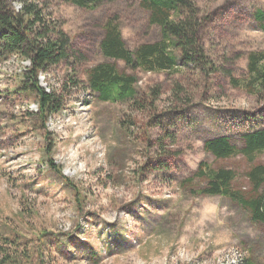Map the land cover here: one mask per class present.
I'll use <instances>...</instances> for the list:
<instances>
[{"label":"rangeland","instance_id":"obj_1","mask_svg":"<svg viewBox=\"0 0 264 264\" xmlns=\"http://www.w3.org/2000/svg\"><path fill=\"white\" fill-rule=\"evenodd\" d=\"M6 1L15 11L35 2L73 53L38 74L39 86L63 101L44 121L23 74L29 62L0 57V236L17 239L28 264H264V226L248 210L220 195H191L205 186L197 179L180 184L205 162L232 169L233 189L248 196L247 172L264 166V151L250 161L204 150L213 137L240 148L244 133L264 129V98L247 67L249 54L264 53L253 18L264 0H189L205 61L180 64L176 51L168 71L130 70L100 51L108 22L130 51L160 40L140 0L94 8ZM107 62L136 79L135 103L104 102L88 89V71Z\"/></svg>","mask_w":264,"mask_h":264},{"label":"trees","instance_id":"obj_2","mask_svg":"<svg viewBox=\"0 0 264 264\" xmlns=\"http://www.w3.org/2000/svg\"><path fill=\"white\" fill-rule=\"evenodd\" d=\"M80 8H94L103 2L114 0H65ZM144 10L149 13V22L160 28V40L156 43L139 45L130 51L124 45L117 27L108 22L105 35L100 43V51L104 57L121 60L130 70L142 68L144 71H168L175 69L178 59L173 52L181 55L180 64H204L203 48L199 45L198 33L201 22L196 16L189 0H140ZM184 10L188 15L183 14ZM178 14L177 17H171ZM259 29L264 31V12L256 10L253 14ZM72 47L66 34L53 23L35 2H23L15 11L6 0H0V57L15 54L29 65L24 69V76L31 83L30 90L36 97L38 114L46 117L58 113L62 109V98L54 91H45L38 84V74L46 73L51 66L69 61ZM264 53L249 54V84L256 94L264 98ZM88 89L104 102H136L132 75L120 72L114 64L100 63L87 73ZM23 85V89L29 90ZM175 88V94H178ZM241 147L226 137H213L204 142V150L215 159H225L236 154L252 160L254 154L264 151V129H251L241 137ZM53 170L56 166L51 161ZM59 172V171H58ZM252 185L249 195L233 189L235 173L230 168L212 169L205 162H199L190 178L182 181L189 185L192 179L204 182L201 189L191 190V195H220L236 202L250 212L255 223L264 226V195L260 191L264 185V166H251L246 174ZM68 181L66 178L64 179ZM67 184H70L69 182ZM13 237L0 236V264H28L30 259L25 249Z\"/></svg>","mask_w":264,"mask_h":264}]
</instances>
